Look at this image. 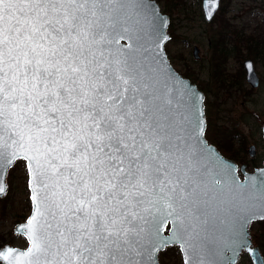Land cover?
Listing matches in <instances>:
<instances>
[{"label": "snow or ice", "instance_id": "1", "mask_svg": "<svg viewBox=\"0 0 264 264\" xmlns=\"http://www.w3.org/2000/svg\"><path fill=\"white\" fill-rule=\"evenodd\" d=\"M144 31L142 0H0V193L23 160L34 201L29 248L4 259L155 264L171 219L192 264H235V246L207 240L208 209L233 193L237 216H264V174L242 185L216 163L191 127L196 98L161 75Z\"/></svg>", "mask_w": 264, "mask_h": 264}, {"label": "rangeland", "instance_id": "2", "mask_svg": "<svg viewBox=\"0 0 264 264\" xmlns=\"http://www.w3.org/2000/svg\"><path fill=\"white\" fill-rule=\"evenodd\" d=\"M156 1L170 16L166 52L172 65L205 94L209 132L212 135L215 129H221V134L231 138L232 142H228L220 135L214 136L227 155L247 163L250 169L261 165L264 160V0H222L211 22L204 18L203 0ZM218 44L225 54L217 53ZM195 45L200 48L199 58L193 54ZM246 59L255 63L261 80L258 88L251 87L242 74ZM251 145L256 146L253 158L249 155ZM6 180L7 191L0 196V249L6 244L26 248V238L15 232V227L27 220L32 209L26 162L17 161L8 170ZM251 225L254 243L264 254V223L256 221ZM243 252L237 264H252L249 255ZM159 260L160 264H184L177 247L160 252ZM0 264L4 263L0 261Z\"/></svg>", "mask_w": 264, "mask_h": 264}, {"label": "water", "instance_id": "3", "mask_svg": "<svg viewBox=\"0 0 264 264\" xmlns=\"http://www.w3.org/2000/svg\"><path fill=\"white\" fill-rule=\"evenodd\" d=\"M221 0H203V14L207 22H211L217 12L220 9ZM142 12L144 17V43L149 48L151 55L155 58L157 66L161 69V75L167 74L170 82L175 80L178 84L183 85L184 89L189 90L190 95H194L196 98L195 104H190L189 106V119L191 122V127L193 129L198 128L199 131L197 135L204 144L207 145L208 149L211 151L212 158L216 160L218 165H223L225 168L230 169L234 174L236 180L240 184L246 185L249 183V178L252 179L253 184H259L262 174H264V164L261 167L256 168L254 171H247L246 165L242 166V173L244 178L241 179L238 172V164L234 160L223 156L219 149L213 145L209 144L205 137L206 131V111H205V94L199 89L198 85L194 83L190 78L183 76L179 73L172 65L168 54L166 52V43L170 39V34L168 32L170 25V16L163 12L160 4L156 0H142ZM122 45H127L130 43L127 40H122L120 42ZM200 48L195 45L193 48V54L195 58H199ZM244 67L246 70V80L252 87H258L260 84V78L256 71L255 63L252 59H246L244 61ZM197 121H200L198 124ZM263 137H264V125L262 127ZM256 146L251 145L249 148V153L251 156L255 155ZM9 167L3 178L4 192L0 193L3 196L7 191V173ZM28 170V189L30 191V199L32 192L29 186V169ZM259 197V192L255 188H250L248 191V200L255 202ZM235 199V194L228 193L221 195L220 199L215 201L213 205L208 209V215L210 217V227L207 233V240L216 245L217 249H225L231 246H235L238 249V253L235 257V264L239 261L240 254L243 250L247 251L252 259L253 264H262L264 261V256L258 246H251L252 241L249 238V226L252 222L257 220H263L264 216L260 215L259 205H256L255 214L252 212H245L241 216H237L236 212L232 211V200ZM32 209L27 220L19 223L15 227V232L23 235L28 246L26 248L12 246L6 244L0 249V254H5L7 250L11 249L13 253L27 251L29 248V240L27 238L26 232L19 230L23 226L27 227V222L34 213V201L31 199ZM244 216H250V219L245 221ZM171 224L169 233H165L168 224ZM173 221L167 219L163 221L162 227L160 228L159 234L155 237L154 242L159 244L157 250L153 253V259L155 264H160L159 253L163 251L167 246L173 244H179L181 252L183 253L184 264H192L191 250L186 249L182 241H175L173 237ZM242 245H247L243 246ZM232 252L221 251L220 255L217 257L215 264H225V258L231 257ZM0 261L4 264H15V259L13 256H8L7 259L0 255Z\"/></svg>", "mask_w": 264, "mask_h": 264}, {"label": "flooded vegetation", "instance_id": "4", "mask_svg": "<svg viewBox=\"0 0 264 264\" xmlns=\"http://www.w3.org/2000/svg\"><path fill=\"white\" fill-rule=\"evenodd\" d=\"M221 2H222V0H221ZM220 8H221V5H220ZM220 10V9H219ZM244 76H245V78H246V70H245V67H244V72L242 73ZM259 78H260V76H259ZM247 81V80H246ZM261 81V80H260ZM260 84H261V82H260ZM260 84H259V86H260ZM258 86V87H259ZM252 87V86H251ZM258 87H253L254 89L255 88H258ZM206 123H207V126H206V131H205V137H206V139L208 140V143L209 144H213V145H215L218 149H219V151L223 154V156H225V157H227V158H230V159H232V160H234L235 162H237V164H238V166H239V168H238V172H239V175H240V177H241V179H243L244 178V174L242 173V166L243 165H246V170L247 171H249V172H251V171H254L256 168H258V167H261V166H263V164H264V160H263V163L261 164V165H258V166H256V167H254L253 169H250L249 168V166H248V164L247 163H244V162H239L238 160H236L235 158H233V157H231V156H229V155H227L222 149V145L219 143H217V141H216V139H215V137L214 136H216V137H218V135H220V136H222V139H223V141H228V142H232L231 141V138L229 137V138H227L224 134H221L222 133V130L221 129H215L214 130V132L215 133H212V135H213V137H212V135H211V133L209 132L210 131V128H209V121H208V119H207V116H206ZM250 148V147H249ZM249 155H250V153H249ZM255 155H256V150H255ZM255 155L254 156H251L250 155V157L251 158H253V157H255ZM257 221H259L260 223H264V219L263 220H257ZM254 222H256V221H254ZM254 222H252L251 224H253ZM250 224V226H249V238L251 239V241H252V244H251V246L253 247V246H257V245H255V243H254V240H253V237H252V233H251V230H250V228H251V225ZM170 227H171V224L169 223L168 225H167V227H166V231H165V233L167 234V233H169V230H170ZM170 247H177L179 250H180V252H181V249H180V245L179 244H173V245H170V246H167L165 249H167V248H170ZM259 247V246H258ZM260 248V247H259ZM164 249V250H165ZM261 250V249H260ZM243 251H245V250H243ZM162 252V251H161ZM262 252V251H261ZM243 253H246V254H248L249 255V257H250V259H251V256H250V254L247 252V251H245V252H243ZM160 254V253H159ZM181 254H182V259H183V263H184V258H183V253L181 252ZM242 254V253H241ZM241 254H240V256H241ZM262 254H263V252H262ZM263 256H264V254H263ZM240 259V258H239ZM251 262H252V259H251ZM238 263V262H237ZM252 264H253V262H252Z\"/></svg>", "mask_w": 264, "mask_h": 264}, {"label": "trees", "instance_id": "5", "mask_svg": "<svg viewBox=\"0 0 264 264\" xmlns=\"http://www.w3.org/2000/svg\"><path fill=\"white\" fill-rule=\"evenodd\" d=\"M180 8H181V6H180ZM182 10V9H181ZM223 21H225V20H223ZM171 26H172V24H171ZM221 40H223V38H221ZM216 47V51H217V53L219 54V55H223V54H225V52H224V50L221 48V45H216L215 46ZM187 76H190L189 74H186Z\"/></svg>", "mask_w": 264, "mask_h": 264}]
</instances>
